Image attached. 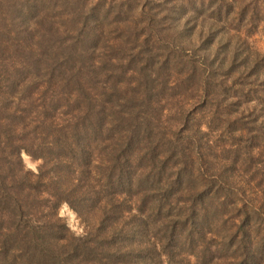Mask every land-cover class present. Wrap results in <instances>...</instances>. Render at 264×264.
<instances>
[{
	"label": "trees",
	"instance_id": "1",
	"mask_svg": "<svg viewBox=\"0 0 264 264\" xmlns=\"http://www.w3.org/2000/svg\"><path fill=\"white\" fill-rule=\"evenodd\" d=\"M140 1L0 0V264H264V0Z\"/></svg>",
	"mask_w": 264,
	"mask_h": 264
},
{
	"label": "rangeland",
	"instance_id": "2",
	"mask_svg": "<svg viewBox=\"0 0 264 264\" xmlns=\"http://www.w3.org/2000/svg\"><path fill=\"white\" fill-rule=\"evenodd\" d=\"M135 2H139L140 0H135ZM143 2V0H142ZM200 16L199 18H202ZM257 17V18H256ZM255 18V21L248 24V20L243 21L233 13H228L223 16L221 22H219V26L224 27V30L227 31L228 35L225 37H230L232 40L245 41L250 47L258 50L261 54L264 53V14L261 11ZM218 31V30H217ZM191 33V32H190ZM189 33V34H190ZM192 35H196L195 33H191ZM193 37H186L185 40H192ZM23 159L25 162V167L36 171L38 162L31 160L29 156L23 154ZM59 216L66 222L69 229L75 234L79 235L84 232V228L80 219L76 216L75 212L71 210L66 204H63L59 210Z\"/></svg>",
	"mask_w": 264,
	"mask_h": 264
}]
</instances>
